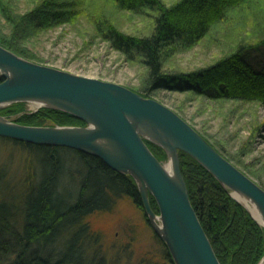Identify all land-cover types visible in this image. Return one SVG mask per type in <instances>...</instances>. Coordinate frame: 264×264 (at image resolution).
Returning <instances> with one entry per match:
<instances>
[{"label":"trees","instance_id":"obj_1","mask_svg":"<svg viewBox=\"0 0 264 264\" xmlns=\"http://www.w3.org/2000/svg\"><path fill=\"white\" fill-rule=\"evenodd\" d=\"M107 1H111L116 11L140 14L155 11L150 32L122 31L115 14L108 12ZM246 3L252 5L249 13L257 8L264 16V0H181L170 6L163 0H93L80 4L76 0H35L23 13L14 6L13 0H0V12L17 25L16 29L33 26L34 30L65 21L66 14L60 9L76 7L73 11L77 20L91 27L127 61L147 68L148 89L195 91L218 100L235 97L227 81L230 73L217 72L219 65L190 72H165L164 53L176 43L194 45L217 23L228 24L227 14ZM246 18L258 36L250 41L242 37L233 53L220 63L232 62L233 67H242L241 72L251 87L246 97L264 102V59H259L264 54V21ZM232 25L225 31L232 30ZM0 42L11 48L9 43ZM12 49L28 57L19 49ZM212 73L216 79H206ZM3 78L0 74V81ZM0 113L27 125L86 123L55 108L28 111L26 102L10 104L1 108ZM2 138L12 140L32 154L35 165L34 173L19 192L13 191L7 182H0V264H107L92 249L93 236L87 217L95 211L110 209L121 196H128L143 207L135 179L111 168L100 157L78 149ZM145 141L158 159L167 160L168 155L161 146ZM179 156L190 200L221 264H258L264 256V227L201 163L183 151H179ZM187 166L197 170L190 168L195 178L185 169ZM150 202L158 212L152 195Z\"/></svg>","mask_w":264,"mask_h":264},{"label":"rangeland","instance_id":"obj_2","mask_svg":"<svg viewBox=\"0 0 264 264\" xmlns=\"http://www.w3.org/2000/svg\"><path fill=\"white\" fill-rule=\"evenodd\" d=\"M34 1L13 0L20 13L31 8ZM91 1L76 0L78 4ZM163 1L170 6L181 0ZM107 2L108 12L115 14L122 31L129 34L150 32L155 11L149 10L143 14L116 11L111 1ZM251 7L246 3L234 9V12L227 14L228 24L217 23L194 45L176 43L164 53L165 72H190L219 65L217 72L230 73L227 81L233 94H236L226 99H209L195 91L148 89L147 68L138 62L127 61L121 52L99 38L91 27L77 20L73 11L76 7L60 9L65 12L68 21L52 22L54 25L47 29L34 30L31 29L33 26L16 29L17 25L6 20L0 12V40L7 42L6 45L9 43L11 48L0 44L10 50L13 47L19 49L28 56L24 57L37 63L115 82L143 96L157 99L177 112L220 153L264 188V102L246 97L251 87L241 72L242 67H233L232 62L220 63L233 53L242 37L250 41L258 36L259 33L248 26L250 22L246 17H257L264 21V16L257 8L252 14L249 13ZM239 9V14H235ZM53 12L51 14H55ZM230 23L233 29L225 31L226 28L231 29ZM259 59L263 60L264 54ZM212 77L216 79L215 73L206 79ZM38 108L36 103L26 102L28 111ZM163 162L167 163L168 157ZM186 164L189 165L188 162ZM34 165L32 154L12 140L0 137V182H7L13 191L19 192L34 173ZM190 168L194 172L197 170L193 166L185 167L195 178ZM87 222L93 236L92 249L107 264H175L167 254L168 248H165L149 222L144 208L128 196L119 197L110 209L90 214Z\"/></svg>","mask_w":264,"mask_h":264},{"label":"water","instance_id":"obj_3","mask_svg":"<svg viewBox=\"0 0 264 264\" xmlns=\"http://www.w3.org/2000/svg\"><path fill=\"white\" fill-rule=\"evenodd\" d=\"M0 109L16 102L66 111L85 125H27L0 113V136L66 146L130 174L175 264H221L190 200L179 151L201 163L264 226V188L169 106L124 85L37 63L0 44ZM161 146L163 162L145 140ZM234 193L248 198L259 221ZM150 195L157 202L156 212ZM264 264V256L258 262Z\"/></svg>","mask_w":264,"mask_h":264},{"label":"bare ground","instance_id":"obj_4","mask_svg":"<svg viewBox=\"0 0 264 264\" xmlns=\"http://www.w3.org/2000/svg\"><path fill=\"white\" fill-rule=\"evenodd\" d=\"M241 201H243L247 207L251 210V212L253 213V215L261 222H263V219L259 213V211L257 210V208L255 207V205L246 197L242 196L239 193H234Z\"/></svg>","mask_w":264,"mask_h":264}]
</instances>
